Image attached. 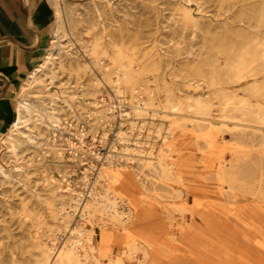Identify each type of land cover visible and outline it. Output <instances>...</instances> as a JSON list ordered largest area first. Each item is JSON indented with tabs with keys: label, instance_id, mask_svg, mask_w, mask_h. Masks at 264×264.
<instances>
[{
	"label": "bare ground",
	"instance_id": "6f19581e",
	"mask_svg": "<svg viewBox=\"0 0 264 264\" xmlns=\"http://www.w3.org/2000/svg\"><path fill=\"white\" fill-rule=\"evenodd\" d=\"M55 6V34L62 38L66 29L59 0ZM260 6L261 14L253 12L254 17L263 16L264 0ZM255 35L246 33L241 42L246 48L226 45L197 51L175 76L172 97L162 106L154 90L137 82L150 75V64L140 70L128 60L117 65L115 78L107 82L118 102L113 107L119 109L118 120L129 123L131 134L121 128L115 132L116 142L125 146L122 156L101 163L86 191L77 192L68 178H61L55 190L58 203L51 212L56 226L42 247L44 264H152L160 256L166 260L158 249L167 253L172 240L182 241V260L231 264L223 255L213 261L217 246L195 253L184 244L186 236L202 228L208 230L204 239L214 245L224 244L230 231L235 238L264 245V41L252 48ZM53 59L47 56L31 73L27 88ZM35 109L27 100L18 102L12 134L24 136L21 125L38 112ZM114 113L107 115L108 122L116 118ZM171 139L174 150L165 153ZM51 141L49 147L61 154L62 145ZM119 242L125 244L121 250ZM249 255L243 256V263L251 264Z\"/></svg>",
	"mask_w": 264,
	"mask_h": 264
},
{
	"label": "rangeland",
	"instance_id": "374dc122",
	"mask_svg": "<svg viewBox=\"0 0 264 264\" xmlns=\"http://www.w3.org/2000/svg\"><path fill=\"white\" fill-rule=\"evenodd\" d=\"M56 1L51 0L50 42L38 66L50 55L53 65L40 72V79L27 88L30 74L15 94L16 108L18 102L27 100L39 113L32 112L21 125L24 136L12 134L10 125L0 137V264H44L42 251L45 238L54 233L56 226L51 212L58 203L55 192L61 178H68L77 192L86 191L101 163L108 157L122 156L125 146L116 142L115 132L121 128L131 134L130 126L118 120L119 109L113 108L118 102L113 86L107 82L115 78L120 62L131 61L136 70L150 64V75L137 82L154 90L157 105L162 106L166 97H172L175 76L181 68H187L197 51L226 45L246 48L248 45L241 42L248 32L256 34L252 48L264 41V14L253 16V12L261 14V0H59L66 29L62 38L55 34ZM123 88L130 99L126 84ZM111 112L116 118L108 122ZM51 140L62 145L61 154L49 147ZM173 142L171 139L164 147L165 153L174 150ZM197 231L186 236L184 243L195 253L216 250L217 246L218 256L213 261L223 255L231 264L238 258L243 263V256L249 253L251 264H264L261 243L245 242L230 231L224 244L214 245L204 239L208 230ZM119 243L121 250L125 244ZM119 247L113 245L114 249ZM182 247V241L168 242L167 253L158 249L167 261L160 256L152 264H195L179 257ZM118 256L116 253L114 258Z\"/></svg>",
	"mask_w": 264,
	"mask_h": 264
},
{
	"label": "crops",
	"instance_id": "0c3cea01",
	"mask_svg": "<svg viewBox=\"0 0 264 264\" xmlns=\"http://www.w3.org/2000/svg\"><path fill=\"white\" fill-rule=\"evenodd\" d=\"M51 0H0V137L16 116L15 94L50 42Z\"/></svg>",
	"mask_w": 264,
	"mask_h": 264
}]
</instances>
